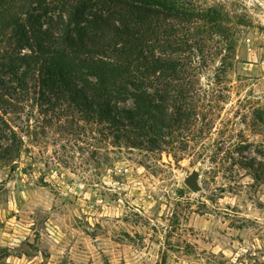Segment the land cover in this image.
<instances>
[{"label": "rangeland", "instance_id": "rangeland-1", "mask_svg": "<svg viewBox=\"0 0 264 264\" xmlns=\"http://www.w3.org/2000/svg\"><path fill=\"white\" fill-rule=\"evenodd\" d=\"M207 2L235 48L201 77L189 144L116 147L31 101L9 116L24 146L0 160V264H264V0Z\"/></svg>", "mask_w": 264, "mask_h": 264}, {"label": "trees", "instance_id": "trees-1", "mask_svg": "<svg viewBox=\"0 0 264 264\" xmlns=\"http://www.w3.org/2000/svg\"><path fill=\"white\" fill-rule=\"evenodd\" d=\"M232 20L207 0H0V160L20 157L9 116L29 101L116 147L189 144L211 103L201 77L235 48Z\"/></svg>", "mask_w": 264, "mask_h": 264}, {"label": "water", "instance_id": "water-1", "mask_svg": "<svg viewBox=\"0 0 264 264\" xmlns=\"http://www.w3.org/2000/svg\"><path fill=\"white\" fill-rule=\"evenodd\" d=\"M187 185L192 189V190H197L198 189V184L196 182V177L193 176L187 181Z\"/></svg>", "mask_w": 264, "mask_h": 264}]
</instances>
